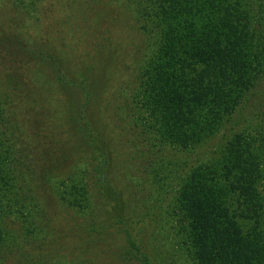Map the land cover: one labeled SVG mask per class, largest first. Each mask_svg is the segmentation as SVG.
Segmentation results:
<instances>
[{"label": "trees", "instance_id": "obj_1", "mask_svg": "<svg viewBox=\"0 0 264 264\" xmlns=\"http://www.w3.org/2000/svg\"><path fill=\"white\" fill-rule=\"evenodd\" d=\"M38 1L13 0L12 5L26 13L36 9ZM86 1L93 6L102 2ZM122 1L141 36L132 88L128 86L124 130L131 140H141L134 151L150 161L146 167L158 163L151 155L190 154L229 126L220 160L195 165L178 177L173 215L181 250L193 264H264V93L259 90L264 83V0ZM36 57L46 59L41 51ZM64 80L59 78L74 84ZM253 100L257 104L247 107ZM67 118L78 132L81 124L72 108ZM19 126L13 111L0 100V264L14 255V249L18 260L27 255L19 253L18 238L7 223L12 209L22 216L34 202L24 194V170L34 174L38 156L45 154V163L53 160L54 144L44 145L46 152L29 143L22 145ZM79 133L94 160L104 156L88 130ZM71 165L54 194L63 193L72 207L86 211L95 206L86 177H95L98 188L106 187L108 179L100 166L90 168L87 157ZM99 194L100 189L95 195L97 206ZM42 217L31 218L36 222L25 228L26 236L34 239L42 231L46 222Z\"/></svg>", "mask_w": 264, "mask_h": 264}, {"label": "rangeland", "instance_id": "obj_2", "mask_svg": "<svg viewBox=\"0 0 264 264\" xmlns=\"http://www.w3.org/2000/svg\"><path fill=\"white\" fill-rule=\"evenodd\" d=\"M12 2L0 0V100L21 124L22 145L43 152L44 145L53 143L54 151L50 163L45 154L38 156L34 174L24 170V194L34 202L22 216L12 209L7 223L18 238L19 253L27 255L18 260L14 249L5 264H145L144 259L149 264H193L177 241L174 192L178 177L195 165L220 160L229 126L190 154L151 155L158 165L146 167L147 158L134 151L141 140H131L124 130L128 86L132 88L141 44L134 18L121 4L125 2L102 0L93 6L86 0H39L26 13ZM40 51L46 57L42 61L36 57ZM260 86L263 94L264 83ZM255 104L257 100L247 107ZM71 108L80 120L78 132L67 118ZM86 130L104 150L103 157L90 156L79 133ZM84 157L108 179L106 187L98 188L95 177H86L95 204L86 211L72 207L63 193L54 194L71 164ZM35 216L46 222L33 239L25 228L34 226L30 220Z\"/></svg>", "mask_w": 264, "mask_h": 264}]
</instances>
